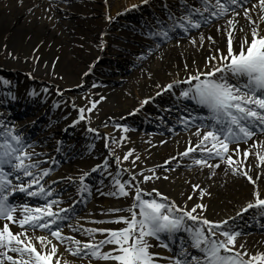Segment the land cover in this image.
Returning a JSON list of instances; mask_svg holds the SVG:
<instances>
[{"label": "snow or ice", "instance_id": "6c2138e0", "mask_svg": "<svg viewBox=\"0 0 264 264\" xmlns=\"http://www.w3.org/2000/svg\"><path fill=\"white\" fill-rule=\"evenodd\" d=\"M142 3H147V0H142ZM180 3L181 14L176 16L169 11L167 18L170 23L167 28L164 27L165 21H157L161 27L158 31H150L149 38L159 37V40L167 41L172 38L170 33L177 29L187 34L191 29H199L202 24L209 23L210 17L219 19L230 11L233 14V18L227 20L226 28L217 29V31L227 32V52L224 53L217 48L215 52L219 55L209 56L203 70L198 69L186 80H174L164 88L168 91L180 83L187 84L188 87L181 90L179 98L191 101L198 108L207 110L206 116L199 114L193 116L189 113L188 118L181 119L185 127L192 124L197 128L194 135L199 139L195 147H188L180 155L186 157L189 153L198 150L206 155L193 159V164L209 169L220 167L219 163H210V160L214 158L226 163V172L231 171L233 175H242L254 185V201L247 203L237 215H241L248 209H257L261 215H264V198L261 197V192L256 185V181L261 177L257 175L254 179L249 174L251 168L243 171V162L234 159V156H238L241 152V143L247 144L258 133L264 135V34H261L264 33V29L260 27V24L264 23V0H255V2L253 0H215L214 4H210V0H199V7L189 4L188 0H180ZM248 3L252 5L251 8L245 6ZM164 7L168 6L165 4ZM238 8H242L243 15L251 26L252 39L248 41L245 36L239 49L234 52L232 41L233 31L236 30L235 26L238 23L235 17L240 15ZM257 9H259L258 12H256ZM252 12H256L258 20L253 19L250 15ZM239 30L243 31V28ZM204 39L201 35V46ZM207 39L215 43L213 37L208 36ZM191 42L196 43L195 40ZM157 47H159V41ZM148 51L151 52L152 49L149 48ZM79 112L81 113L80 119H84V109H79ZM0 127H3V122H0ZM88 131L94 132L95 129H88ZM125 131H127L126 128ZM2 137L3 141L0 143V219L6 223L0 228V264H52V257L57 253V246L48 239L49 235L61 244H65L66 251L72 255L80 257L81 260L87 259L88 264H92L93 260L113 261L115 264H156L154 260L156 254L149 251L153 247L149 243V238L158 240L160 246L169 248L167 241L173 240L180 232L187 234V240L190 243H181L180 250L173 257L168 258L172 264H264V253L250 255L247 250L240 251L244 248L243 244L239 246V249L236 247V240L241 232L234 231L232 226L228 225L227 220L214 222L198 213V209L203 212L206 205L198 203L191 209L182 208L175 202L169 201L168 197L156 192L155 189L153 192L160 197V200L146 199L145 196L152 194L144 193L139 186L134 188L132 204L128 209H109L104 213L107 215L127 211L129 216H118L110 221H93V223H123L126 227L118 230L74 228V231H81L82 235L89 237L86 243L72 236H64L58 221L70 219L69 214L74 212L75 208L73 204L68 208L59 207L58 211H53V206L58 207L61 203L58 199H48L53 197V189L48 185L45 177L49 176L53 169L41 167V164L47 161L33 160V156L40 154L27 151L33 146L27 143L19 133H16L14 128L5 129ZM115 142L113 139V143ZM230 145H235V147L230 148ZM105 146L107 147V144ZM251 148L257 149L253 155L260 164H264V141L258 143L254 141ZM129 155L131 152L126 154L124 159L127 160ZM248 156L249 150L245 149L243 157L247 159ZM137 159H139L138 156ZM53 163H55L54 160ZM259 166L258 164L257 167ZM104 167L106 169L107 164ZM97 168H93L92 171H97ZM149 171L153 170L149 169ZM13 174L19 183L14 184L9 178ZM88 176L89 173H83L78 180L73 177L65 178L77 185V192L81 199L85 198V193L90 194L89 185L86 183ZM22 177L29 179L25 181ZM119 177L120 173L117 172L112 179L114 191L107 195L128 197L133 185L130 182H122ZM132 179L135 180V176ZM150 179L153 177H144L145 181ZM194 187L199 188V185ZM17 192L24 193L28 197L45 199V204L37 207H29L27 204L16 205L10 201V197ZM200 194L203 197L204 190H201ZM188 199L191 200L192 197L189 196ZM18 211H20L19 217L16 216ZM188 221L192 223L189 224ZM7 222L16 223L21 231L13 233ZM37 229L47 234L37 236L35 235ZM30 232L32 235H29ZM97 233L103 235L104 238L96 240ZM105 233L107 235H104ZM49 245H51L50 249ZM106 245H114V247L105 252L103 248ZM189 247L199 254L194 255L189 252ZM245 257L248 258L245 259ZM56 264H60L59 259Z\"/></svg>", "mask_w": 264, "mask_h": 264}, {"label": "rangeland", "instance_id": "374dc122", "mask_svg": "<svg viewBox=\"0 0 264 264\" xmlns=\"http://www.w3.org/2000/svg\"><path fill=\"white\" fill-rule=\"evenodd\" d=\"M83 2L84 0H40L38 4H35L26 13L20 15L18 20L20 25L32 27L35 31L44 28L48 35H54L55 40L59 39L65 43L69 42L70 46L66 49V57L68 58H78L81 63L88 65L91 59V52L86 49V46L95 48L99 53L95 55L96 60L92 68L87 72L79 75L73 72V75H67L64 72H59L57 66L53 65V63L46 62L40 66L41 59L37 51H35L33 57L30 58L34 66L29 70H18L15 73L4 68L3 65L10 59H21L23 56L21 55L20 58L16 57L7 47L1 49L0 122H3V127H0V143L3 141L2 133L4 130L14 128L16 133H19L27 143L33 146L28 148L27 151H34L39 153V156H43L42 158L44 159L42 161H47L46 167L53 169L50 175L45 177L48 185L53 189V197L48 199L58 197L69 191V189L73 190L74 198L76 199L71 201V198H68L61 201V203L66 204L63 208H68L74 204L75 211L69 214L70 219L58 221V223L61 224L62 234L77 235L76 239L86 242L87 238L85 236L75 234L68 227L71 221L76 220L91 204L95 186L100 185L110 192L114 191L112 179L117 172L120 173L119 178L121 180L125 174H129L127 182H130L133 188L130 189L128 203L122 209H128L131 206L132 193L135 186H139L144 193L156 188L159 189L160 193L162 191L161 187H163L162 181L166 180L164 177L176 175L182 165L178 161L174 159L168 160L164 156V163L154 167L141 168V162L136 159V145L155 146L153 148V154L155 155L160 149L158 144L160 139L168 137L167 142L169 144L177 145L178 135L184 134L195 127L192 124L185 127L184 123L181 122L182 118H188L189 113L193 116L197 114L201 116L207 115L206 109H200L197 106V108H194V103L191 101L173 100L176 95L180 96L181 90L184 89L183 85L180 86L178 84L175 92L169 91H172L171 94L167 95L169 99H165V96L163 98L160 96L161 98L152 103L148 110L139 114L137 113L138 111H133L122 118L111 119L109 110L114 108L115 102L111 99L97 98V92L100 89L112 86L104 75L109 74L115 77L116 81L112 80L113 86L123 89V86L125 84L128 85L129 82L125 79L117 80L120 75L132 76L139 69L145 70L149 66L152 67L160 60L161 53L167 50L171 41L187 38L189 35L197 33L198 30L207 24H202L199 29H191L187 34L177 29L175 32L170 33L172 38L167 41L159 40V37L152 38V41L149 42V47L144 52L137 55H123L119 52H108L105 50L110 40L118 38L116 35L106 33L102 37L98 32H90L92 21L108 15L107 11L105 13L106 2L98 1L99 7L94 8L96 12L82 17V14L74 12L71 8L77 7L79 3ZM245 6H251V4L248 3ZM61 7H65V9H61ZM144 9H127L112 20L109 25L110 28L113 31L127 30V27L132 22L142 23L146 15L153 11L150 6ZM172 11L180 13L178 8ZM97 12L98 14H96ZM8 14L7 11H0V18H6ZM232 16L233 14L230 11L227 15L220 18H230ZM209 19V23H211L217 18L210 17ZM152 21L146 22V24L150 23L148 24V31H158L161 25L158 23L157 27L153 26L154 23ZM157 21H168L167 13L159 16ZM164 27L167 28V25L164 24ZM158 41L159 47H157ZM104 43L106 48L101 49ZM149 48L152 49L151 52L148 51ZM142 56L144 58H141ZM52 67L54 71L50 76L54 82L42 80V78L39 80L36 77V74H46L47 69ZM148 78V80H151L150 77ZM125 93L128 94V92ZM93 103H95V107H93ZM81 108L84 109V119H80L81 113L79 109ZM108 128L112 130L113 137L106 141L105 131ZM125 128L127 131H125ZM88 129H95V131L91 132ZM121 137H124V139H121ZM262 137L264 135L258 133L247 144L254 139ZM113 139L116 141L115 143H113ZM106 144L109 146L108 149L113 154L114 160H109L108 157H105L104 149ZM241 144L246 145L244 143ZM129 152H131V155L125 160L124 157ZM203 155L206 154L193 153L190 156L198 158V156ZM117 158H119V162H117ZM53 160L55 163H53ZM82 161L84 163L80 166V171L75 176V179L78 180L83 173H89L86 183L89 185L90 194L85 193L84 199H81L78 194L76 184L71 182V185H68V182L64 180H56V183H52L55 180L51 179L54 173H65V169L70 163ZM105 164H107L106 169L104 167ZM97 166L100 167L97 168ZM194 166L189 165L182 169H195ZM93 168H97V171L93 172ZM149 169L153 171H149ZM5 170L7 171L8 169L6 168ZM201 174V172H198L199 176ZM133 176H135V180L132 179ZM148 176L153 177V179L145 181L144 177ZM14 177L15 174L9 178L13 180L14 184L19 183ZM155 177L160 178L156 179ZM28 179L24 177L25 181ZM50 180L52 181L49 182ZM191 188L195 190L196 194L201 193L202 188H196L193 185ZM121 197H116L115 199L119 200ZM145 198L160 200V197L155 194L145 196ZM180 198L185 199L186 201L184 202L189 207L196 201V199H186L188 197L185 194L181 195ZM10 201L16 205L27 204L29 207L43 206L45 204V199L28 197L20 192L10 197ZM169 201L171 200L169 199ZM58 208L53 206V211H58ZM61 215L64 214L61 213ZM129 215L127 211L116 212L114 219L118 216L127 217ZM232 218L234 219L228 220V225L232 226L234 231L241 232V235L237 237L236 244L248 241L257 245L264 241V236H262L264 234V215H261L257 209H248L241 215H235ZM188 223L191 224L192 222L188 221ZM124 227L126 225L123 223H112L110 229L118 230ZM36 233L47 234L39 229L36 230ZM48 238L55 239L50 235ZM218 238L224 239L223 237ZM185 242L190 243L187 240V234L183 232L177 233L173 240L167 241L169 248L162 247L160 246V241L149 238V243L153 245L149 251L156 254L154 256L156 264H172V261L168 258L173 257L180 250L181 243ZM113 247L114 245H106L103 251H109ZM188 251L194 255L199 254L190 247ZM107 264H115V262L108 261Z\"/></svg>", "mask_w": 264, "mask_h": 264}, {"label": "bare ground", "instance_id": "6f19581e", "mask_svg": "<svg viewBox=\"0 0 264 264\" xmlns=\"http://www.w3.org/2000/svg\"><path fill=\"white\" fill-rule=\"evenodd\" d=\"M98 1L106 2L105 13L107 11L108 15H106L104 18L92 21L90 24V32H98L102 37L105 36L106 33L116 35L118 37L117 39L110 40L107 48L106 44L104 43L101 46V49L106 48L105 50L108 52H119L123 55L129 56L140 54L149 47V42L152 41V38L148 37V24L150 23L146 24L147 21L151 22L153 20V26L157 27V19L159 16H162L169 11L174 13L176 16L181 14L172 11L176 8H181L180 0H147V3H142V0H84L83 3H79V6L72 7L71 9H73L76 13L82 14V17H85L96 12L94 8L99 7L97 3ZM39 2L40 0H0V11L4 10L9 13L6 18H0V50L4 47H7L16 57L20 58L21 55L23 56L21 59L8 60L6 64L3 65V67L15 73H17L18 70H29L34 66V64L30 61V58H32L34 52L37 51V54L41 59L39 63L40 66L46 62H49L50 64L53 63V65L57 66L59 72H64L67 75H73V72L74 74L78 75L87 72L92 68L93 63L96 60L95 55L99 53L98 50L90 46H86V49L91 52V59L88 65H85V63H81L78 58L76 59L75 57H66V49L68 46H70L69 42L65 43L59 39L55 40L54 35H48L44 28L35 31L32 27H27L18 23L20 15L26 13L29 8L35 6V4H38ZM214 2L215 0H210V4ZM188 3L196 7L200 6L198 0H188ZM165 4L168 6L167 8L164 7ZM133 5H135V7H133ZM146 5L150 6L153 11L146 15L142 23L132 22L131 25L127 27V30L122 29L113 31L110 28V23L112 20L117 18L120 13L130 8L144 9L147 7ZM247 7L251 8L252 5ZM61 9H65V7H61ZM237 11L240 12V15L235 17V20L238 21L235 26L236 30L233 31L232 29H228L229 31H233L232 46L234 52L239 49L240 43L245 38V36H247L248 41H251L252 39L250 30L251 26L245 19L242 8L237 9ZM258 11L259 9L256 10V12ZM256 12H252L250 15H252L253 19L258 20ZM96 14H98V12ZM205 15L208 14L205 13ZM230 18H233V16ZM230 18L227 17L213 20L211 23H207L206 26H203L202 29L198 30L197 33L191 34L189 37L184 39L171 41L167 50L161 53L160 60L152 67L149 66L145 70L139 69L138 71L134 72L132 76L120 75L117 80L125 79L127 82H129L128 85L125 84L123 86V89L113 86L112 80L114 79L113 81H116L115 77L109 74L104 75L105 79L112 86H106L105 88L100 89L97 92V98L111 99L113 102H115L114 108L109 110L111 119L122 118L133 111H138V114L142 113L148 110V108H150L149 106L156 100H159L161 97L163 98L165 96V99H169L167 95L171 94L172 91L175 92L178 86H175L173 89H171V92H169L170 90L165 92L164 88L166 85L172 83L174 80H186L190 74H194L198 69L203 70L209 56L213 54L219 55V53L215 52L217 48L226 53L228 48L227 32L217 31V29L226 28L227 20ZM165 25L168 26V21H166ZM260 27L264 29V23H261ZM241 28H243V31L239 30ZM201 35H203L205 38L203 40L202 46L200 40ZM208 36L213 37L215 43L209 41L207 39ZM192 40H195L196 43L193 44L191 42ZM185 65H187V68H185ZM53 71V67L48 68L46 74H36V77L39 80L42 78V80L54 82L50 76ZM148 77H150L151 80H148ZM193 83L195 82L193 81ZM181 85L185 86L186 88L188 87V85L184 83H180V86ZM125 92H128V94ZM157 93L162 94L158 95ZM178 100H183L186 102V100L179 97ZM144 101H147V103H143ZM195 106L196 105H193L194 108ZM196 131L197 128L193 127L186 133L178 135L177 145L169 144L167 142L168 137H163L158 141L160 149L155 155L153 154V148L155 146L148 147L143 146L142 144H137L135 150L136 159L138 156L139 159L137 160L141 162V168L154 167L164 163V156H166L165 158H168V160L174 159L181 163L182 167L179 168V171L176 175H171L164 182L162 181L163 187H161L162 191L160 194L162 196L168 197L178 206L182 207L184 205L183 207L188 209H191L195 204L198 203L204 204L207 207L203 212H200L198 209L201 216L214 222H221L225 220L228 221L229 218L237 215V213L246 207L247 203L254 201V185L249 183V181L242 175H233L231 171L226 172V163L222 161L220 162V160L217 158L210 160V163H219L220 167L218 168L209 169L208 167L195 165V169L192 168L190 170H183L182 168L185 166L194 165L193 159L195 158L191 157L190 155L193 153H200L197 150L195 152L189 153V155L186 157L180 155L188 147H195V145L198 143L199 138L194 135ZM202 134L203 131L201 132V135ZM112 137V130L110 128L106 129L105 140L109 141ZM254 141L257 143L259 141H264V137L254 139L246 145L241 144V152L238 156H234V159L243 162V171H248L249 168H251V172L249 174L252 175L254 179L257 175L261 177L256 181V185L261 192V197L264 198V164H260L256 156L253 155V153L257 151V149L251 148V145ZM108 147V145L105 147L104 155L105 157H108L109 160H114L115 158ZM234 147L235 145H230V148ZM245 149L249 150V156L247 159L243 157V151ZM42 157L33 156V160L42 161V159H44ZM200 157L201 156H198V158ZM82 163H84V161L70 163L66 167L65 173H54L51 179L55 181L64 180L68 182V185H71V182L65 178H75V176L80 171V166ZM258 164L260 165L259 167H257ZM41 167H46V163H42ZM198 172L202 173L201 176L198 175ZM213 172L214 175H212ZM210 175L211 178H209ZM128 176L129 174H125L121 181L127 182L129 180ZM22 179H24V177H22ZM192 185L193 187L199 185V188L204 190L205 194L203 197H201V194L195 193V190L191 188ZM155 190L156 192H159L158 188ZM109 192L110 191L103 188V186H95L94 192L92 194L91 204L81 215L77 217L76 220L71 221L68 229H71L75 234H81V231H74V228L110 229L112 223H93V221L114 220L115 213H110L107 215L104 213H106L109 209H122L125 204L128 203V197H121L119 200H116L115 196L107 195ZM148 193L155 194L153 190ZM184 194L187 197L191 196L192 199H196L194 204L190 205V207L185 204V199L180 198V196ZM68 198H71V200L75 199L73 190L71 189L59 195L58 197H55L54 199L63 201ZM65 205V203H60L58 207L63 208ZM16 216H20V211L16 213ZM5 223L6 221L0 219V228H2ZM7 223L9 224V228L11 231H13V233L21 231L16 223ZM29 235H32V233L30 232ZM35 235L38 236L42 234L35 232ZM62 235L72 236L75 238L77 237V235L74 236L68 233ZM104 235H107V233ZM82 236H85L87 238L86 242H88L89 237L86 235ZM262 236H264V234H262ZM103 238L104 236L100 233L96 234V240ZM48 239L52 241V244L57 246V253L52 257V264H56L57 259H59L60 264H88L87 259L81 260L80 258L72 255L70 252L66 251L65 244H61L56 239ZM33 242L36 243L35 241ZM241 244L244 245V248L240 249V251L247 250L250 255L264 253V241L257 245H254L248 241H243L237 243L236 247L239 249ZM50 247L51 245L48 246L49 249ZM37 250H40L38 244ZM45 251H47V249H45ZM10 254L15 255L13 253ZM246 258L248 257H245V259ZM107 263L108 261H92V264Z\"/></svg>", "mask_w": 264, "mask_h": 264}]
</instances>
